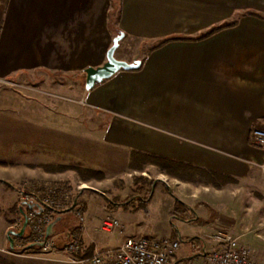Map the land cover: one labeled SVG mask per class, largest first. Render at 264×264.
<instances>
[{
    "label": "crops",
    "instance_id": "1",
    "mask_svg": "<svg viewBox=\"0 0 264 264\" xmlns=\"http://www.w3.org/2000/svg\"><path fill=\"white\" fill-rule=\"evenodd\" d=\"M219 26L225 28L205 36ZM120 32L121 43L149 45L142 57L121 59L137 58L140 67L121 70L87 91L85 70L106 62ZM55 74L62 79L54 80ZM0 80L43 92L60 85L78 94L64 100L82 113L105 114L109 122L98 131L100 142L126 153L130 165L140 152L235 180L219 189L197 180L183 184L163 171L176 184L157 178L141 209L131 200L110 212L107 202L86 206L75 199L69 213L84 207L81 230L68 231L56 254L25 257L29 264H73L64 255L70 232L83 245L78 254L116 249L122 238L100 225L110 216L122 223L126 236L179 241L170 264H208L216 234L247 243L248 226L261 223L254 208H264V146L255 144L253 130L264 129V0H0ZM8 174L0 170V182L7 183ZM185 193L189 200L182 198ZM178 203L189 218L173 213ZM146 208L150 217L142 212ZM21 242L14 239L10 250Z\"/></svg>",
    "mask_w": 264,
    "mask_h": 264
},
{
    "label": "rangeland",
    "instance_id": "2",
    "mask_svg": "<svg viewBox=\"0 0 264 264\" xmlns=\"http://www.w3.org/2000/svg\"><path fill=\"white\" fill-rule=\"evenodd\" d=\"M148 46L138 40H126L121 43L116 57L130 60L138 54L142 57L148 51ZM77 77L79 78V75ZM63 78L66 84H71L73 88L76 86L75 81L68 77ZM57 79L61 80L62 77L55 74L54 80ZM33 82L36 84V80ZM33 82L31 83L34 84ZM30 88H21L10 81L0 82V170L9 173L10 180H6L12 184L0 182V189L5 188L0 194V256L11 264H29L25 257L49 255L44 254L40 246L26 248L30 239L28 228L23 237H15V241L22 240L21 244L17 243L19 248L15 247L11 252V255L17 254L16 256L2 251H11L8 232H19L22 228L16 226V223L21 221L23 216L20 218L14 214L12 208L15 204L22 203L21 197L24 194L45 197L51 190L57 191L56 198L64 204V211L51 237L56 247L62 248L66 244L68 231L74 228L81 230L82 223L78 217L72 212L69 213V207L75 199L79 198L86 206L90 202L94 206L96 202L104 201L107 202V210L114 212L119 203L125 202L131 196L135 197L131 203L135 202L136 205V198L150 197L146 192L147 186H144L145 179L155 182L157 178H162L171 186L176 184L156 166L146 165L142 171L132 170L126 153L103 146L100 142L103 141V136L98 131L102 132L101 129L108 125V118L105 114L92 110L87 114L82 113L80 107L72 104L74 102L64 100L65 97L78 99V94L60 85L41 88L46 92ZM91 140L98 145L90 144ZM47 168L55 170L48 171ZM60 168L64 170L58 171ZM89 171L98 176L83 178V174L86 176ZM82 185L79 190L78 187ZM165 194L169 199H174V196ZM182 198L189 200L190 197L185 193ZM142 210L148 217L151 216L150 208ZM98 211H94L93 222H98ZM251 211L253 208L249 209V212ZM254 213L257 216L255 221L261 220V223L249 225L245 237L257 260L264 264V208H254ZM165 218H168V214H165ZM102 222L103 219L100 225ZM181 250H185L183 244Z\"/></svg>",
    "mask_w": 264,
    "mask_h": 264
},
{
    "label": "built area",
    "instance_id": "3",
    "mask_svg": "<svg viewBox=\"0 0 264 264\" xmlns=\"http://www.w3.org/2000/svg\"><path fill=\"white\" fill-rule=\"evenodd\" d=\"M0 82H2L0 80ZM255 144L264 146V129L253 130ZM83 187H78L81 190ZM56 190L43 197L37 194L22 195L23 204H34L35 209L27 213V228L32 242L42 244L44 254H56L57 247L52 237L46 238L48 226L64 211V204L56 198ZM67 196V195H66ZM67 198V197H66ZM74 213L84 225V207L80 204L74 208ZM24 219L16 226L22 227ZM101 229L112 236L121 237L122 241L116 249H107L94 252L86 257H74L83 248L79 235L73 234L67 243L64 254L73 264H170L172 258L180 248V242L168 238L149 239L147 237H129L122 223L116 218H106ZM214 249L207 254L208 264H261L257 260L253 248L241 241L239 237L227 233H218L214 236ZM11 254L12 251L2 250ZM72 255V256H70Z\"/></svg>",
    "mask_w": 264,
    "mask_h": 264
},
{
    "label": "trees",
    "instance_id": "4",
    "mask_svg": "<svg viewBox=\"0 0 264 264\" xmlns=\"http://www.w3.org/2000/svg\"><path fill=\"white\" fill-rule=\"evenodd\" d=\"M226 26L228 27L229 25H226ZM223 28H225V26L216 27L215 29H213L209 33H207L205 36H209V35L217 32ZM135 154H136L135 158L132 160L131 166H130L132 170L142 171L146 165H153V166L158 167L162 171H165V173L170 175L171 177L179 179L183 182L195 184V182L197 180L198 183H204L207 185H212V186L219 188V189L224 187L225 185H228L230 183L235 182V180L233 178L226 176L224 174H220L218 172L208 171L205 169L204 170L198 169V168H195V166H193V165L184 164V163L177 162V161H171V160L162 158V157L157 156V155H148V154H144V153H140V152L135 153ZM47 170L53 171L55 169H53V168L48 169L47 168ZM63 170H64V168H60L58 171L62 172ZM92 176L96 177L98 175H96L94 172H91V171H89V174L86 176L83 174V178H86V179H88L89 177H92ZM144 186H147L146 192L149 195H151L152 188L154 186V182L153 181H147L145 179V185ZM138 191H141V190H138ZM148 198L149 197H147V198L139 197L137 199L138 209H141L146 205V203L148 202ZM132 199H134V196H131L130 198H128V200L126 199V202L131 201ZM12 212L14 214H17L20 218H22V213L25 212L27 214L28 212H30V209L22 203H17L12 208ZM187 212H188L187 208L183 204L178 203V207L173 213L175 215L185 219V218H189V216L187 215ZM26 233H27V229H26ZM70 233L72 236V232H70ZM29 235H30V233H29ZM193 243H195V240L193 241ZM30 244H34L32 242L31 236H30L29 243L27 244V247ZM91 254H92V252L89 251L88 253H85V254H78L77 257L82 258V257L89 256ZM0 264H11V263H9L7 260H4L0 256Z\"/></svg>",
    "mask_w": 264,
    "mask_h": 264
},
{
    "label": "water",
    "instance_id": "5",
    "mask_svg": "<svg viewBox=\"0 0 264 264\" xmlns=\"http://www.w3.org/2000/svg\"><path fill=\"white\" fill-rule=\"evenodd\" d=\"M125 34L123 32H120L114 39H113V44L109 48L106 54V62L98 67H89L85 70L86 73V84L85 88L87 91H90L95 87L96 84H100L103 81L110 79L113 77L116 73H118L121 70H133L137 69L141 65V61L138 60L137 58L134 59L132 62H128L126 60H121L116 57V52L120 47L121 41L124 39ZM26 206L30 210L35 209L34 204H26ZM23 216V225L22 228L19 232L10 230L8 232V239H9V244L10 248H14V237H23L26 229H27V214L24 212L22 213ZM60 221L59 218H57L54 222H52L46 232V238H49L53 235L54 233V228L56 224ZM34 245V244H32ZM42 244H37V246H41Z\"/></svg>",
    "mask_w": 264,
    "mask_h": 264
}]
</instances>
